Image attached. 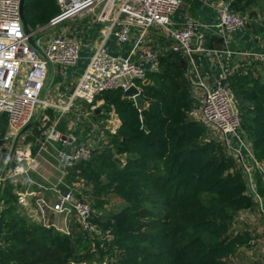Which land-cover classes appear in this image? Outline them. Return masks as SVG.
Returning a JSON list of instances; mask_svg holds the SVG:
<instances>
[{
    "label": "trees",
    "instance_id": "trees-1",
    "mask_svg": "<svg viewBox=\"0 0 264 264\" xmlns=\"http://www.w3.org/2000/svg\"><path fill=\"white\" fill-rule=\"evenodd\" d=\"M260 2L232 0L228 8L244 16ZM185 3L200 6L198 0ZM58 12L56 0L24 1L23 17L31 31ZM167 44L157 54V70L146 73L148 83L138 82L135 100L121 89L96 97L94 103L102 102L101 118L114 114L119 125L114 133L106 132V143L89 160L64 176L65 185L83 184L77 195L92 200L95 211H102L109 197L122 201L117 212L93 216L103 239L76 223L67 234L30 220L17 204L15 185L7 181L1 197L0 264H230L239 250L251 248L257 237L235 224L255 204L236 160L190 117L200 106L187 77L190 61ZM225 83L234 96L240 130L256 160L264 163V81L242 61ZM46 112L49 121L42 127V120L36 121L27 140L50 125L54 114ZM258 191L263 195L260 182Z\"/></svg>",
    "mask_w": 264,
    "mask_h": 264
},
{
    "label": "built area",
    "instance_id": "built-area-1",
    "mask_svg": "<svg viewBox=\"0 0 264 264\" xmlns=\"http://www.w3.org/2000/svg\"><path fill=\"white\" fill-rule=\"evenodd\" d=\"M59 12L48 23L32 33L35 47L28 43L19 12V0H0V127L5 121L4 144L0 146V161L4 169L0 172L1 195L7 181L25 186L30 191L17 194V204L27 210L32 221L43 225L58 226L52 222L56 216L64 224L74 222L79 229L91 237H100L101 229L92 222L93 209L70 188L51 189L52 196H38L36 190L47 191L36 182L31 174L40 168L42 152L47 148L54 151L57 169L64 177L75 164L90 159L92 151L105 144L106 140H80L72 133L62 134L58 129L60 119L71 111L76 102L92 103L103 92L121 89L123 93L145 81L147 72L158 68L157 52L145 46V38L152 30L161 31L171 42L173 52L186 56L193 67L192 40L196 34V23L187 21L181 28H175L172 16L182 6L181 0H56ZM92 15L100 28L101 41L85 65L67 102L58 104L42 97L48 83L51 67L57 66L64 78L66 69L76 66L80 60L81 45L64 34L52 35L42 42L35 34L42 29L54 30L65 22ZM246 18L229 10L224 5L219 10L217 27L226 46L231 45L230 36L244 29ZM113 39L118 46L129 45L125 54H111L106 42ZM216 55L215 50H211ZM235 53H227V57ZM239 57L250 56L239 52ZM229 73L222 72L212 84L193 80L192 92L200 106L193 108L190 117L202 123L208 130L218 133V138L230 155L236 160L244 178L247 194L257 205L259 214L264 215V197L258 191V182L264 190V163L256 160L251 144L240 130V119L232 92L225 81ZM140 92V91H139ZM198 96V97H197ZM137 96L131 97L135 100ZM53 108L58 117L42 130L33 140L19 135L36 116L49 121L44 111ZM77 121L70 122L74 127ZM1 130V129H0ZM115 129L111 132L114 133ZM1 143V140H0ZM76 173H78L76 171ZM60 230V229H58ZM69 233L68 227L60 230ZM260 258L264 264V243Z\"/></svg>",
    "mask_w": 264,
    "mask_h": 264
},
{
    "label": "crops",
    "instance_id": "crops-1",
    "mask_svg": "<svg viewBox=\"0 0 264 264\" xmlns=\"http://www.w3.org/2000/svg\"><path fill=\"white\" fill-rule=\"evenodd\" d=\"M181 1L182 6L172 16L174 27L181 28L185 25L187 21H193L197 25L196 34L192 40V48L194 50V53L192 54L193 67H190V70L188 72L193 80H199L206 84H212L215 79L220 74H222V72L230 74L238 68L239 63L242 62L245 58H241L236 54H232L230 55V57H227V54L223 52V47L238 50L239 52H246L250 56L260 55L261 59L264 61V38L260 40V37H257L258 41L257 43H255L253 39L251 40L249 38L250 34L246 35L244 29L230 36V46H226L224 44V40L221 37L220 31L217 27L219 21V10L224 5L228 6L232 0H198L200 2V6L198 9L192 7L190 5L191 3H185V0ZM69 23L70 24L68 25L60 27L57 31L42 29L41 31H38L35 34V38H40L42 42H45L50 39L52 35L64 34L69 38L77 40L81 45L80 60L78 64L72 68L66 69V76L64 78L59 74V68L57 66L51 67V79L47 83L43 93H45V91L49 89L50 96L47 100L61 105L64 104L61 101V94H71L70 92H72L74 86L76 85L85 65L87 64L95 48L99 46L101 41V27L94 22L92 15H88L81 19L70 21ZM155 32L156 30H152L148 33L144 42L145 46H147L148 42L151 41V38L154 37ZM128 46L129 45L118 46L112 38L106 42L107 51L111 54L124 55ZM211 50H215L217 54L214 55L210 53ZM47 110H50L53 114H56V117H54V119L56 120L59 115L58 112L53 108H49ZM46 111L43 112L44 115L45 113L48 115ZM114 117V128L116 129V127H118L119 125V121L115 115ZM41 123L42 124L40 127L45 125V121H42ZM4 125L5 124L1 125L2 127H0V140H7V138L5 137L6 126ZM31 131H27L25 133L24 139L27 140V137L31 136ZM59 131L64 134L63 131ZM52 159H54V151L51 148H47L45 151L42 152L39 170L36 173L31 174L32 178L36 182L47 188V191L36 190L37 195L46 196L50 198L52 196L51 189L56 185H59L60 188H62L61 186H63L65 187V189L70 188L74 191H76V187L79 186L77 190H82L80 188V183L77 181L73 182L70 186L65 185L64 177L58 169V174L55 173V178L49 177L50 172H48L47 170H45V174V171L41 166V160L48 162ZM6 166L7 165H4V162L0 161V172ZM55 167L57 168V166ZM34 176L39 177L42 180H40L39 178L35 179ZM13 184L16 187V189L14 190L16 196L19 192H23L26 190L30 191V188L28 189L27 187L21 186L20 184H16L15 182H13ZM262 196L264 197V193ZM53 220H55L53 223L56 224L58 226V229L60 230H64L67 227L69 229L71 225L70 222L66 227L64 224V219L61 216H56L52 219V221ZM1 243L2 242L0 240V244Z\"/></svg>",
    "mask_w": 264,
    "mask_h": 264
},
{
    "label": "rangeland",
    "instance_id": "rangeland-1",
    "mask_svg": "<svg viewBox=\"0 0 264 264\" xmlns=\"http://www.w3.org/2000/svg\"><path fill=\"white\" fill-rule=\"evenodd\" d=\"M244 17L246 18V25L244 27L246 35L250 34L249 38L251 40L253 39L255 43H257L258 41L257 37H260V40H262L264 38V4L260 2L258 6L250 7L244 14ZM68 24L70 23L65 22L54 30L57 31L60 27ZM147 47L154 49L157 54H160L165 51V49L168 47L167 39L163 36V33L161 31H156L154 33V37L151 38V41L148 42ZM243 61L245 62L247 68H250L251 70L255 69L258 75L264 81V61L261 59L260 55L248 56ZM49 96L50 91L49 89H47L45 93L42 94V97L48 99ZM67 98L68 95H64V93L61 94L62 103H66ZM101 104L102 102H92L90 104L83 103L82 101L76 102L75 106L71 108V111L65 114L60 119L58 123V129L62 127V131L66 136L72 133L80 140H101V138L103 137L104 139L102 140H106V132L111 133L115 129V117L113 114L110 113L107 117L101 118ZM137 105L140 108L142 106L138 100ZM53 117H56V114H54ZM77 120L78 123L74 127L69 126L70 122H74ZM4 121V119L1 120V125L5 124ZM52 121H55V119L53 118L52 120H50V122ZM209 137L218 138L219 136L216 131L210 130L208 131V138ZM3 144L4 141L1 140L0 146ZM41 166L44 171L47 170L48 172H50L49 177L55 178V175L58 174L57 168L55 167L56 164L54 159L48 162L41 160ZM34 178L36 179L39 177L34 176ZM80 185V188H83V184L80 183ZM78 187L79 186L76 187L75 193L78 191ZM82 199L88 201L93 207L92 200L86 198L85 196H82ZM121 204L122 201L118 198L109 197L107 199L106 204H104L102 211L98 212L93 209V216H104L110 213L117 212ZM22 210L24 215L29 218L27 216V210ZM54 221L55 220H53L52 222ZM71 224L75 223L72 221ZM235 226L238 227L240 230L246 228L247 230H249V232H251V234L256 236L257 239H255L254 244L251 246V248L239 250L237 255L233 257V259H231L230 264H263L260 258L259 250L261 245L264 243V215L258 213L257 205L255 204V207L252 210L242 212L239 215L238 221L236 222ZM104 234L105 233H103L99 238L103 239ZM93 264L96 263L93 262Z\"/></svg>",
    "mask_w": 264,
    "mask_h": 264
},
{
    "label": "water",
    "instance_id": "water-1",
    "mask_svg": "<svg viewBox=\"0 0 264 264\" xmlns=\"http://www.w3.org/2000/svg\"><path fill=\"white\" fill-rule=\"evenodd\" d=\"M24 1L25 0H19V12H20V17H21V21H22V26H23V30H24V33L25 35L28 36L27 40H28V43L30 44V46L32 47H35V43H34V39H33V36H32V33L33 31H31L25 20H24V17H23V6H24ZM223 52L224 53H235L237 56H240L239 55V51L238 50H234V49H231V48H227V47H223ZM51 79V73L49 74L48 76V82L50 81ZM148 83V80H145L143 81V85H146ZM71 93V92H70ZM140 92L135 88V87H131L130 89L126 90L123 95L124 97H128V98H131L133 96H139ZM40 119V109L38 110L36 116L33 118V120L27 125L25 126L19 135H22L24 134L25 132H27L29 130V128L36 122Z\"/></svg>",
    "mask_w": 264,
    "mask_h": 264
}]
</instances>
